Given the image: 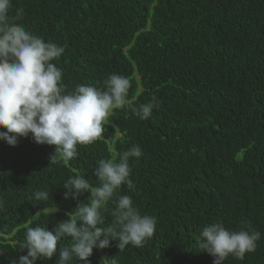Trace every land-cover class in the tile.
Instances as JSON below:
<instances>
[{"label":"trees","instance_id":"obj_1","mask_svg":"<svg viewBox=\"0 0 264 264\" xmlns=\"http://www.w3.org/2000/svg\"><path fill=\"white\" fill-rule=\"evenodd\" d=\"M9 17L64 47L54 63L66 91L103 87L115 73L129 80L134 106L156 96L159 107L145 120L128 105L113 110L102 134L67 162H51L55 146L31 134L15 146L0 140V264L26 255L29 226L51 231L86 202L87 193L64 199L70 176L95 185L97 162L134 144L143 150L129 160L135 189L123 185L113 199L130 195L142 215L156 218L154 235L139 248L120 251L118 241L95 248L89 264L113 257L117 264H213L199 234L215 222L261 233L254 252L224 264H264V0H11ZM36 190L50 198L30 199ZM105 208L109 226L112 201ZM70 244L62 238L57 253L36 264H56Z\"/></svg>","mask_w":264,"mask_h":264},{"label":"clouds","instance_id":"obj_2","mask_svg":"<svg viewBox=\"0 0 264 264\" xmlns=\"http://www.w3.org/2000/svg\"><path fill=\"white\" fill-rule=\"evenodd\" d=\"M10 8L11 0H0V129H6L0 131V140L15 146L19 137L31 134L35 143L55 146L51 162H67L78 155V145L91 144L102 134L103 124L113 110L128 105L145 120L159 107L156 96L134 106L128 99L129 80L115 73L109 74L103 87L82 83L74 91H66L62 70L54 63L64 53V47L12 22ZM142 155L141 146L134 144L117 157L99 160L93 171L95 185L83 175L70 176L62 185L64 199L78 201L81 194L87 193L86 202H78L68 218L51 231L39 225L29 226L21 247L27 253L13 264L50 260L64 237H70L71 244L59 250L56 264H89L93 250L107 248L111 241H118L120 251L128 245L142 247L154 235L156 218L142 215L130 195L113 199L123 185L135 189L129 160ZM49 198L47 190H36L30 197L34 201ZM109 201L114 204V220L104 226L103 211ZM260 238L261 233L250 224L230 230L222 222H215L200 231L199 248L213 257V264H224L229 256L243 259L246 253L254 252ZM104 261L117 264L115 257Z\"/></svg>","mask_w":264,"mask_h":264}]
</instances>
